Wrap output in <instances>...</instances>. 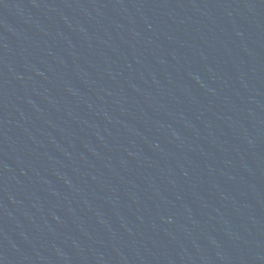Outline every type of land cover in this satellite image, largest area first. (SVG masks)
<instances>
[{
	"label": "water",
	"instance_id": "water-1",
	"mask_svg": "<svg viewBox=\"0 0 264 264\" xmlns=\"http://www.w3.org/2000/svg\"><path fill=\"white\" fill-rule=\"evenodd\" d=\"M0 264H264V0H0Z\"/></svg>",
	"mask_w": 264,
	"mask_h": 264
}]
</instances>
